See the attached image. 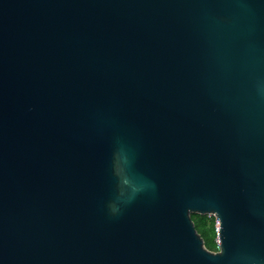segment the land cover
I'll use <instances>...</instances> for the list:
<instances>
[{"label": "water", "instance_id": "obj_1", "mask_svg": "<svg viewBox=\"0 0 264 264\" xmlns=\"http://www.w3.org/2000/svg\"><path fill=\"white\" fill-rule=\"evenodd\" d=\"M0 264H264V0H0Z\"/></svg>", "mask_w": 264, "mask_h": 264}, {"label": "trees", "instance_id": "obj_2", "mask_svg": "<svg viewBox=\"0 0 264 264\" xmlns=\"http://www.w3.org/2000/svg\"><path fill=\"white\" fill-rule=\"evenodd\" d=\"M195 229L203 240L205 248L211 252L218 251L216 220L213 216L191 214Z\"/></svg>", "mask_w": 264, "mask_h": 264}, {"label": "rangeland", "instance_id": "obj_3", "mask_svg": "<svg viewBox=\"0 0 264 264\" xmlns=\"http://www.w3.org/2000/svg\"><path fill=\"white\" fill-rule=\"evenodd\" d=\"M208 217H210L211 215H207ZM218 228V225L216 224V229ZM216 241H217V238H216Z\"/></svg>", "mask_w": 264, "mask_h": 264}, {"label": "built area", "instance_id": "obj_4", "mask_svg": "<svg viewBox=\"0 0 264 264\" xmlns=\"http://www.w3.org/2000/svg\"><path fill=\"white\" fill-rule=\"evenodd\" d=\"M211 216H213V215H211ZM214 217V216H213ZM215 218V217H214ZM215 220H216V218H215ZM216 224L218 225V221L216 220ZM218 244V243H217Z\"/></svg>", "mask_w": 264, "mask_h": 264}]
</instances>
